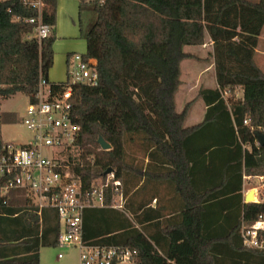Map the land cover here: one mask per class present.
<instances>
[{
	"label": "trees",
	"instance_id": "trees-1",
	"mask_svg": "<svg viewBox=\"0 0 264 264\" xmlns=\"http://www.w3.org/2000/svg\"><path fill=\"white\" fill-rule=\"evenodd\" d=\"M31 2L0 0V106L18 92L30 98L53 63L57 0H41L39 9ZM89 3L95 19L83 32L82 58L95 60L97 83L51 82L52 88L71 89V115L79 126L72 145L59 153L83 186L104 179L111 168L124 200L121 209L85 208L83 241L134 250L133 264H162L155 248L137 239L132 210L134 182L161 175L175 181L183 206L161 228L160 238L150 236L164 255L179 231L192 264H264V249L245 247L240 236L242 224L264 220V198L243 202L241 194L243 175L264 177V143L257 136L264 135V72L254 61L264 0ZM37 17L50 26L47 37L34 35ZM207 39L216 85L199 88L195 98L205 105L202 120L186 126L195 98L177 110L180 63L194 57L185 47L202 46ZM15 121V112L0 108V153L7 144L1 127ZM98 136L109 149L99 148ZM201 167L202 192L195 184ZM7 180L0 174V264H40V248L58 245L57 212L38 208L25 188L2 194ZM106 191L109 204L112 193Z\"/></svg>",
	"mask_w": 264,
	"mask_h": 264
},
{
	"label": "built area",
	"instance_id": "built-area-1",
	"mask_svg": "<svg viewBox=\"0 0 264 264\" xmlns=\"http://www.w3.org/2000/svg\"><path fill=\"white\" fill-rule=\"evenodd\" d=\"M41 0H32L31 5L40 8ZM33 22L34 18L26 19ZM50 26L40 21L34 35L44 38L50 34ZM95 60H84L82 54L71 53L68 57L64 83L95 85L97 72ZM46 78H39L37 89L28 98L22 123L29 131L30 140L25 144L7 142L0 153V174L8 177L1 188L5 194L9 188L21 187L29 190L32 202L42 208L56 210L59 222L57 244L78 249V264H133L135 252L118 246L87 244L82 239V211L85 208L112 207L121 209L124 198L119 188L120 181L113 171L98 178L89 186L83 184L62 163L59 150L71 146L79 126L71 115V89L51 87ZM100 148V147H99ZM101 149V148H100ZM261 186L264 187V177ZM111 189L112 201L106 202V188ZM242 244L247 248L264 249V220L259 218L253 225L240 226ZM59 253L57 258H61Z\"/></svg>",
	"mask_w": 264,
	"mask_h": 264
},
{
	"label": "crops",
	"instance_id": "crops-1",
	"mask_svg": "<svg viewBox=\"0 0 264 264\" xmlns=\"http://www.w3.org/2000/svg\"><path fill=\"white\" fill-rule=\"evenodd\" d=\"M85 3V2H84ZM83 3V4H84ZM83 4L77 3L74 0H57L56 4V25L55 32L56 38L53 42V63L47 73V79L50 82H62L65 80V75H59L55 70V67L63 66L67 68L68 57L71 53L85 52L84 45L80 41V13L83 11ZM90 9V8H89ZM77 22V24L75 23ZM90 26V25H89ZM264 26V25H263ZM264 27L257 37V44L254 50V61L257 66L264 72V46L260 45V39L262 38ZM202 46L187 47L186 51L194 55L192 58H187L180 63V85L177 91L184 94H191L195 92L193 98H195L197 91L202 87H214L216 85L213 69V59L208 55L211 50V42L206 40ZM65 46L63 47V44ZM84 49V50H83ZM258 55H260L258 57ZM187 68L185 73L183 68ZM66 70V69H65ZM189 99V100H191ZM188 100V101H189ZM186 101V102H188ZM28 102V100H27ZM1 108V106H0ZM177 110H180L176 104ZM205 105L201 98H195L184 120V125L190 126L198 123L202 120L204 114ZM202 149L201 147H197ZM230 148V147H229ZM147 158H144V164ZM223 164V163H222ZM202 166V164L200 165ZM221 168V164L219 165ZM218 169V167H217ZM204 167L200 168V172L196 173V186H200L202 192V180L204 177ZM210 175V174H209ZM214 176V173L212 174ZM216 177L219 178L220 174L217 170ZM147 181H144L142 177L138 182H134L132 188V210L134 215V225L140 230V234L137 239L144 242L145 245L154 247L157 251V255L160 257L162 264H192V259L186 254L189 252V247L179 231L173 232V248L167 255H164L161 248L154 246L150 240V236L159 237L162 235L161 228L171 223L173 217H178L182 213V197L180 192L175 188V181L168 179L165 176L153 177L152 174ZM198 178L200 180H198ZM254 178L250 176H242V201L244 202L245 194L253 189H248L246 192L244 188L246 183H250L251 187H254ZM258 182V181H256ZM261 182V181H260ZM255 185V184H254ZM256 186V185H255ZM255 192L253 196L255 197ZM142 201L143 205L139 207V202ZM252 202H256L253 200ZM214 223L212 228L214 229ZM216 227H218L216 225ZM164 228V230H165ZM162 246L166 249L167 245L165 240L160 239Z\"/></svg>",
	"mask_w": 264,
	"mask_h": 264
},
{
	"label": "rangeland",
	"instance_id": "rangeland-1",
	"mask_svg": "<svg viewBox=\"0 0 264 264\" xmlns=\"http://www.w3.org/2000/svg\"><path fill=\"white\" fill-rule=\"evenodd\" d=\"M77 3V0H74ZM83 11L80 13V22L81 26L80 32V41L84 45L85 48V40L83 37V32L85 29L89 27L91 23H93L95 19L94 12L90 8L89 0H86L83 4ZM90 8V9H89ZM77 24V22L75 21ZM264 27V26H263ZM264 42V30L262 34V38L260 39V45ZM65 46V43L63 44V47ZM264 46V43H263ZM187 47H185L186 50ZM84 50V49H83ZM76 52V51H75ZM80 53L81 52H76ZM260 55H258L259 57ZM66 67L65 65L55 67L56 72H59V75H65L66 79ZM183 72L187 70V68H182ZM194 91V90H193ZM191 92V94H184L180 93L176 96V104L178 108H182L183 104L191 99L195 92ZM28 97L23 93H16L9 98L2 99L1 101V110L2 111H12L16 113L17 121L14 123H4L1 127V136L2 139L5 142H11L14 144H25L28 140H30V134L29 131L25 128V126L22 123V116L23 112L25 110V107L27 105ZM254 187H251L250 183H246V187L244 188V191L246 192L248 189H253L256 202L262 200L264 198V187L261 186L259 178H254ZM258 181V182H256ZM61 253L62 257L57 258V255ZM40 264H78V249L72 246H62L57 245L55 247H41L40 248Z\"/></svg>",
	"mask_w": 264,
	"mask_h": 264
},
{
	"label": "water",
	"instance_id": "water-1",
	"mask_svg": "<svg viewBox=\"0 0 264 264\" xmlns=\"http://www.w3.org/2000/svg\"><path fill=\"white\" fill-rule=\"evenodd\" d=\"M258 139H259V144H263L264 143V135L263 134H258ZM98 146L101 148V149H109L110 148V144L105 141L101 136H98L97 140H96ZM111 170V168H107L105 171H104V174H107L109 173ZM253 192L254 190H250L248 191L245 196H244V202H252L254 199L252 198L253 196Z\"/></svg>",
	"mask_w": 264,
	"mask_h": 264
},
{
	"label": "bare ground",
	"instance_id": "bare-ground-1",
	"mask_svg": "<svg viewBox=\"0 0 264 264\" xmlns=\"http://www.w3.org/2000/svg\"><path fill=\"white\" fill-rule=\"evenodd\" d=\"M252 198L254 199L255 197H254V196H252Z\"/></svg>",
	"mask_w": 264,
	"mask_h": 264
}]
</instances>
